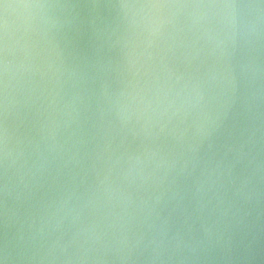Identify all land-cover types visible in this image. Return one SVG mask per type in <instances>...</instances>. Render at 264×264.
Instances as JSON below:
<instances>
[{
	"label": "water",
	"instance_id": "water-1",
	"mask_svg": "<svg viewBox=\"0 0 264 264\" xmlns=\"http://www.w3.org/2000/svg\"><path fill=\"white\" fill-rule=\"evenodd\" d=\"M122 2H0V247L16 238L36 256L16 264H264V32L233 47L228 10L192 7L224 0H128L163 5L135 25ZM177 234L203 243L177 252ZM57 241L66 253L49 252Z\"/></svg>",
	"mask_w": 264,
	"mask_h": 264
},
{
	"label": "clouds",
	"instance_id": "clouds-1",
	"mask_svg": "<svg viewBox=\"0 0 264 264\" xmlns=\"http://www.w3.org/2000/svg\"><path fill=\"white\" fill-rule=\"evenodd\" d=\"M2 2V0H0ZM28 7V5H25ZM40 7H43V5H38ZM163 5L160 4H142L137 2H128V0H124L119 5V8L123 14V17L125 20H129L132 25H135L137 23L136 16L137 12L135 10L137 9H144V8H158ZM169 7H188V5L183 4H176V5H167ZM9 5L5 4L4 8L7 9ZM194 8H207V9H225L228 10V15L230 17L228 21V28L230 29V35L227 36L228 41L232 44L233 47L236 46L238 38H243L247 43H253V38H259L261 33L264 32V0H224L222 3H216V2H209V3H200L192 5ZM131 12V16H129V13ZM3 28L7 29V22L5 21L3 24ZM225 41L224 40H218L216 43L217 47H220ZM0 52L6 53L7 52V41L4 40L2 46H0ZM12 71V67L10 62L7 60L6 56L3 58H0V86H2L3 89V107L5 112L7 111V100H8V87H9V74ZM193 93L195 95L196 103H202L205 100V94L200 89L199 85H196L193 87ZM150 103V102H149ZM122 122H126L129 117H125L121 115ZM7 141H8V133L7 129L0 130V158L3 159V161H7L9 159V156L11 155L7 148ZM209 148H211V144H209ZM140 163V157H129V171L125 173V177H127L130 173L132 168L135 167L136 164ZM171 169L175 168V164L170 166ZM186 166L184 169H181V171H185ZM219 171V165H217L216 168L212 169L213 174H217ZM229 172H231V169H229ZM210 178V177H209ZM107 177H105V180ZM105 181L101 180L100 183L103 184ZM250 184L249 178H243L239 180V183L233 182L234 187V194L235 196L239 197L242 200H248L250 199V195L245 192V188ZM7 189V186L5 185V191ZM201 191V187L197 188V192L199 193ZM159 197L157 198V203H159ZM67 205V200L61 201V203L57 207V212L53 215H56L60 211H62ZM78 216V214H77ZM238 223L242 224L243 221H239ZM56 227H59V223H57ZM203 231L205 234V238L211 242L213 231L212 228L207 225H202ZM40 235H43L44 233V227L43 225L39 229ZM26 237L23 233L19 236V241L23 242L25 241ZM28 240H34L35 239V233L27 237ZM143 239V237H141ZM175 243V251H180L182 248H187L191 252L195 253L197 251V248L200 246V244L203 243V241H200L198 243H189L184 242L179 235L173 236L171 238V241L169 243ZM153 243H156V249H160L164 245V240L161 239L158 243L154 240ZM229 246L232 244L231 238H229ZM242 243V241H241ZM57 247H60V250L62 253L67 252V245H60L59 241L52 244L51 248L49 249V252L55 251ZM155 251V250H154ZM55 258V257H53ZM18 259H32L35 260L36 256L33 255L31 257H26L23 253V251H18V244L16 241V238H13L12 241L6 240L4 245L0 247V264H16V261ZM41 259H47V257H41ZM69 260H71V257H68ZM80 261H84L87 259L86 255H81L78 257ZM155 259H159L163 261L162 255L159 254L157 251V255ZM171 259V257H169Z\"/></svg>",
	"mask_w": 264,
	"mask_h": 264
}]
</instances>
